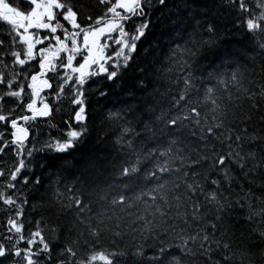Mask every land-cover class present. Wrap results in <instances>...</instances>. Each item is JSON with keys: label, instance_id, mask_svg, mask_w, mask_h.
Masks as SVG:
<instances>
[{"label": "snow or ice", "instance_id": "snow-or-ice-1", "mask_svg": "<svg viewBox=\"0 0 264 264\" xmlns=\"http://www.w3.org/2000/svg\"><path fill=\"white\" fill-rule=\"evenodd\" d=\"M194 2L186 0L184 11L191 13ZM157 6L167 7L166 0H97L103 12L94 15L78 0H20L18 6L0 0V22L10 27L11 39L10 47L0 39V156L15 157L11 164L0 160V205L7 215L0 264H264V65L260 80L245 68L253 76L248 87L232 56L201 66L195 58L218 38L215 23L205 20L197 27L207 40L178 45V93L150 92L143 67L125 89L118 82L139 55ZM219 7L235 15L234 27L251 41L244 53L264 54V0H219ZM171 53L175 59L176 49ZM233 64L237 94L225 89V101L207 87L199 98L200 79L210 83ZM116 87L127 96L113 102ZM93 98L105 102L104 120L116 130L112 147L124 158L106 165L92 156L73 164L79 174L72 182L52 181V194L37 205L49 220H38L26 236L27 190L39 191L44 171L51 180L68 170L66 158L89 135ZM49 99L67 102L68 131L37 147L30 137L39 120L51 117ZM105 232L132 239L97 251Z\"/></svg>", "mask_w": 264, "mask_h": 264}, {"label": "trees", "instance_id": "trees-1", "mask_svg": "<svg viewBox=\"0 0 264 264\" xmlns=\"http://www.w3.org/2000/svg\"><path fill=\"white\" fill-rule=\"evenodd\" d=\"M10 2L13 3V6L20 4V0H10ZM248 2L254 4V0H248ZM96 3L97 0H78V4L83 5L87 11L94 15L102 14L103 8L96 7ZM166 3L167 7L157 6L151 13L149 29L145 37L138 43L139 55L135 57L131 67L124 72L122 80L118 82L123 84L125 89H128V85L136 82L140 78L141 73L139 68L143 67L148 70L146 74L152 81L151 87L149 88L150 92L153 89H157L163 93H178L180 88L183 87L179 79L181 72L178 65L181 63V48L178 45L183 46L186 44V41L192 38L207 40L209 37L204 32V29L197 27L198 22L203 24L205 20L215 23L218 38L216 39L215 46H206L200 50L199 55L195 58L196 62L201 66H207L208 64L220 65L225 55H229L234 59H238L239 70L241 72V84L244 87H248L247 81L253 78V76L249 75V72L245 71V68L250 71L254 70L255 79H261L260 69L264 65V54H260L258 50L244 53L245 48L251 47V41L245 37L243 29L237 30L234 27L235 15L219 7V0H195L191 4V13L184 11L186 0H166ZM193 16L195 19L192 18ZM9 33L10 27L0 22V39H3L5 45L10 47L11 39ZM193 33H195V36H193ZM171 49H176V57L170 60L169 57L172 55ZM241 53L244 54L241 55ZM168 68H171L172 71H166ZM236 68V64H233L232 68H228L225 65L221 69V76L212 77L210 83L206 82L204 78H201L200 82L196 85V88L200 89L199 98L203 97L204 90L207 87L214 88V95L223 96L225 101L227 100L225 89L234 95L237 94V89L240 85L231 81V73ZM196 75L199 78L200 74L198 71ZM96 79L97 83L102 86L108 83L105 79L99 77ZM219 79H223L225 83H219ZM173 80L177 81V83L173 84ZM113 92L114 94L110 98L113 102L117 97L123 99L127 96V92H121L119 87L114 88ZM135 95L139 97L141 94L137 92ZM196 99L198 97L193 94V100ZM49 103L53 104L51 117L39 120L35 127V136L30 137V140H36L37 147L49 139V137H63L68 131V126L64 123L70 111L67 102H53L49 99ZM92 103L93 106L90 109L91 120L89 123V135L78 146L77 151L66 158L68 161V170L62 172L60 176L52 177L51 180L49 179L51 175L50 171H44L42 176L43 186L39 191H33L31 187L27 190L28 204L24 206L23 216L24 235L27 236L31 231L35 230L38 220H49L50 214L43 207H38L37 205L41 202H46L47 198L52 194L50 188L52 181L61 180L62 177V184H70L72 182L74 176L79 174L77 171L79 165L77 164L76 167H73V164L92 156L104 160L106 165L108 161H118L124 158L112 147V140L116 130L104 120L105 102L101 101L97 104L95 98H93ZM243 104L244 110H247V102H243ZM10 106L11 103L6 105V107ZM210 107L211 102L209 101L205 106V110ZM57 109L61 110L58 111ZM259 119V116H257L258 122ZM0 130L3 129L0 128ZM0 160H5L11 164L15 160V157L9 151L8 155L0 156ZM110 172L111 169L104 175L108 176ZM37 174H40L39 170ZM95 210L101 211V208L97 206ZM6 219L7 215L3 211V206L0 205V238L7 234L5 230ZM41 226L43 227V225ZM236 230L239 234V232L243 231V228L237 224ZM124 231L127 232V229H124ZM131 239V234L114 239L110 233L105 232L96 250L110 251L117 246L123 248L131 242ZM20 246L25 247L26 245L21 244ZM94 264H102V262L97 260Z\"/></svg>", "mask_w": 264, "mask_h": 264}, {"label": "rangeland", "instance_id": "rangeland-1", "mask_svg": "<svg viewBox=\"0 0 264 264\" xmlns=\"http://www.w3.org/2000/svg\"><path fill=\"white\" fill-rule=\"evenodd\" d=\"M19 47V46H18Z\"/></svg>", "mask_w": 264, "mask_h": 264}]
</instances>
